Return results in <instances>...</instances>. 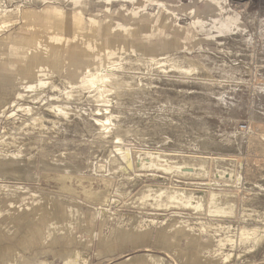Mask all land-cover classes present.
<instances>
[{
    "label": "rangeland",
    "instance_id": "374dc122",
    "mask_svg": "<svg viewBox=\"0 0 264 264\" xmlns=\"http://www.w3.org/2000/svg\"><path fill=\"white\" fill-rule=\"evenodd\" d=\"M1 225L0 264H264V0H0Z\"/></svg>",
    "mask_w": 264,
    "mask_h": 264
},
{
    "label": "bare ground",
    "instance_id": "6f19581e",
    "mask_svg": "<svg viewBox=\"0 0 264 264\" xmlns=\"http://www.w3.org/2000/svg\"><path fill=\"white\" fill-rule=\"evenodd\" d=\"M199 22V21H198ZM151 62L152 63H154L155 61H153V60H151ZM110 70H107V71H104V72H100V73H95V74H90L89 75V77L87 78V80H86V83L87 84H89L91 87L92 86H100V85H106V84H108L109 82H110V80H111V74H108V72H109ZM70 94V93H69ZM67 95V94H66ZM57 110V112L58 113H60V114H62L64 117H66L67 116V112H66V110L65 109H56ZM169 168V167H168ZM177 203H178V201H176ZM180 203V202H179ZM188 205H190V204H188ZM187 205V206H188ZM173 206V205H172ZM192 206V205H191ZM193 206H195L196 208H198L195 204L193 205ZM216 210H217V212L216 213H218V209L216 208ZM106 211V210H105ZM103 214V213H102ZM242 232V231H241ZM242 234V233H241ZM249 237H251V238H253L254 240L258 237V234L257 233H253V232H251V233H248V232H246L245 231V233H243L242 235H241V239H248ZM227 240V239H226ZM227 241H229V239L227 240ZM257 241V240H256ZM219 242V241H218ZM246 242V241H245ZM221 243H222V241H220L219 242V245H221ZM79 256V255H78ZM80 257V256H79ZM191 257V256H190ZM190 257H188V256H183L182 257V261H185V262H187V260L189 261V262H191V260H190ZM224 257V259H226V258H228V256H223ZM77 259V258H76ZM192 263H194V262H192Z\"/></svg>",
    "mask_w": 264,
    "mask_h": 264
},
{
    "label": "crops",
    "instance_id": "0c3cea01",
    "mask_svg": "<svg viewBox=\"0 0 264 264\" xmlns=\"http://www.w3.org/2000/svg\"><path fill=\"white\" fill-rule=\"evenodd\" d=\"M17 93V92H16ZM6 214L8 215L7 217H8V219L6 220V222L8 221V223L9 222H13V223H16V221L18 220L17 218L18 217H15L16 215H11V213H8V212H6ZM14 228H13V233H15V235H16V229L18 228V226L16 225V224H14ZM2 228H3V226L1 225L0 226V231H2ZM5 228V227H4ZM108 236V235H107ZM105 238H106V235L104 236ZM166 237H173V236H171L170 234L169 235H166ZM112 242V241H111ZM111 242H109V244H106V245H108V246H110V249L112 248V244H110ZM167 242H169V241H167ZM169 243H171V242H169ZM179 243V242H178ZM168 246V245H167ZM114 247V246H113ZM172 251H177L176 250V247H178V244H176V243H174V245L173 246H168ZM190 248V247H189ZM189 248H188V255H186V256H188V257H190V256H192V255H194L193 253H192V251H190L189 250ZM186 249V245L183 247V251ZM179 250V249H178ZM199 261H202L201 260V258H200V260ZM132 262H135V261H131V262H128V263H126V262H122V263H120V264H132ZM180 262H182V264H192L191 262H185V261H180ZM207 263V262H206ZM134 264H143V263H139V262H137V263H134ZM196 264H205L204 263V261L203 262H201V263H196Z\"/></svg>",
    "mask_w": 264,
    "mask_h": 264
}]
</instances>
